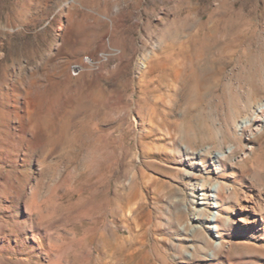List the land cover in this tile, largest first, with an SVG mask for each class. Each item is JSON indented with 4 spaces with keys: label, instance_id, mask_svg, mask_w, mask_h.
Masks as SVG:
<instances>
[{
    "label": "rangeland",
    "instance_id": "rangeland-1",
    "mask_svg": "<svg viewBox=\"0 0 264 264\" xmlns=\"http://www.w3.org/2000/svg\"><path fill=\"white\" fill-rule=\"evenodd\" d=\"M258 100L264 0H0V264H252L182 226L186 146L236 145L210 176L246 186Z\"/></svg>",
    "mask_w": 264,
    "mask_h": 264
},
{
    "label": "bare ground",
    "instance_id": "bare-ground-1",
    "mask_svg": "<svg viewBox=\"0 0 264 264\" xmlns=\"http://www.w3.org/2000/svg\"><path fill=\"white\" fill-rule=\"evenodd\" d=\"M10 122L8 119L2 120L0 125L4 124L10 128L12 127ZM235 123V127L239 129L252 127L255 133L259 132L257 127L264 126V100L256 101L252 111L239 116ZM14 134L8 153L15 141L25 138L24 131L22 133L16 131ZM235 150L236 145L233 144H229L226 150L212 147L196 150L186 146L190 174L199 176V178L190 201L193 210L191 219L182 228L191 232L193 239L201 232H205L203 243L212 244V248L208 253L204 252L203 255L209 261H215L226 242L228 243L224 235V221H226L229 224V232L232 234V240L229 241L248 248L251 251L252 264H264V162H261L259 156L262 148L251 145L249 151L240 156L241 159L246 158L249 162L245 187L237 189L235 184H226L224 181L215 178L214 180L210 176L212 173L218 176L225 172V158ZM204 154L208 156V159L203 157ZM205 173L207 176L204 175ZM4 191L6 190H2V192ZM36 193V191L33 192L31 200L35 199ZM4 194H8V192ZM192 247L193 250L185 249V254L195 257L196 246ZM203 248L206 249V247Z\"/></svg>",
    "mask_w": 264,
    "mask_h": 264
},
{
    "label": "built area",
    "instance_id": "built-area-1",
    "mask_svg": "<svg viewBox=\"0 0 264 264\" xmlns=\"http://www.w3.org/2000/svg\"><path fill=\"white\" fill-rule=\"evenodd\" d=\"M85 61H86V62H87V61H91L90 57H86ZM76 67H77V65H74V66H73V68H72V69H73V72H74V69H75Z\"/></svg>",
    "mask_w": 264,
    "mask_h": 264
}]
</instances>
